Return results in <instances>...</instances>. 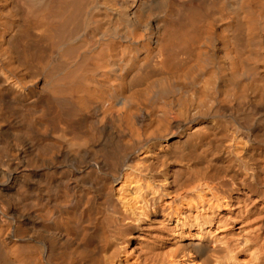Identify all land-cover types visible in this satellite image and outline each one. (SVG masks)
Masks as SVG:
<instances>
[{"label":"bare ground","instance_id":"obj_1","mask_svg":"<svg viewBox=\"0 0 264 264\" xmlns=\"http://www.w3.org/2000/svg\"><path fill=\"white\" fill-rule=\"evenodd\" d=\"M0 264H264V0H0Z\"/></svg>","mask_w":264,"mask_h":264}]
</instances>
